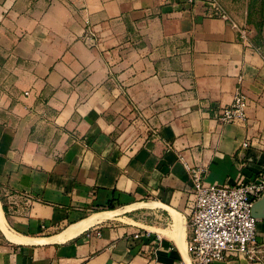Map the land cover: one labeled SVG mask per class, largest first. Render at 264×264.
Listing matches in <instances>:
<instances>
[{
    "label": "crops",
    "instance_id": "obj_1",
    "mask_svg": "<svg viewBox=\"0 0 264 264\" xmlns=\"http://www.w3.org/2000/svg\"><path fill=\"white\" fill-rule=\"evenodd\" d=\"M3 5L16 78L0 110V264H194L188 167L204 184L264 170V0L239 16L219 0ZM238 86L246 119L222 123ZM256 214L264 241V201Z\"/></svg>",
    "mask_w": 264,
    "mask_h": 264
},
{
    "label": "built area",
    "instance_id": "obj_2",
    "mask_svg": "<svg viewBox=\"0 0 264 264\" xmlns=\"http://www.w3.org/2000/svg\"><path fill=\"white\" fill-rule=\"evenodd\" d=\"M210 6L209 16L229 19L215 1L210 2ZM244 34L240 31L241 36ZM83 40L90 47L97 44L96 36L90 30L86 31ZM247 106L248 97L238 86L231 104L219 111L218 119L222 123L243 122ZM243 145L247 146V142ZM188 171L193 194L188 218L193 263L213 264L241 255L264 259V241L257 239V218L252 215L253 203L264 196V170L250 181L239 178L233 184H204L199 169L188 167ZM138 236L136 233L135 237Z\"/></svg>",
    "mask_w": 264,
    "mask_h": 264
},
{
    "label": "rangeland",
    "instance_id": "obj_3",
    "mask_svg": "<svg viewBox=\"0 0 264 264\" xmlns=\"http://www.w3.org/2000/svg\"><path fill=\"white\" fill-rule=\"evenodd\" d=\"M227 6H232L238 16L245 10L246 0H219ZM5 0H0V12L4 7ZM1 22V17H0ZM6 52L0 49V110L6 108L9 103V98L14 94V81L16 78V66L8 62Z\"/></svg>",
    "mask_w": 264,
    "mask_h": 264
},
{
    "label": "water",
    "instance_id": "obj_4",
    "mask_svg": "<svg viewBox=\"0 0 264 264\" xmlns=\"http://www.w3.org/2000/svg\"><path fill=\"white\" fill-rule=\"evenodd\" d=\"M262 201H264V196H263L261 199L255 201V202L253 203V205H252V215H253L255 218L258 217V215L256 214V208H257V206L260 204V202H262Z\"/></svg>",
    "mask_w": 264,
    "mask_h": 264
},
{
    "label": "bare ground",
    "instance_id": "obj_5",
    "mask_svg": "<svg viewBox=\"0 0 264 264\" xmlns=\"http://www.w3.org/2000/svg\"><path fill=\"white\" fill-rule=\"evenodd\" d=\"M95 216L102 217V216H104V214H98V215H95ZM79 230H80V227H77V228H74L72 230L67 231V234L68 235H72V234L78 232Z\"/></svg>",
    "mask_w": 264,
    "mask_h": 264
},
{
    "label": "trees",
    "instance_id": "obj_6",
    "mask_svg": "<svg viewBox=\"0 0 264 264\" xmlns=\"http://www.w3.org/2000/svg\"><path fill=\"white\" fill-rule=\"evenodd\" d=\"M112 207V205H108V208H111Z\"/></svg>",
    "mask_w": 264,
    "mask_h": 264
}]
</instances>
